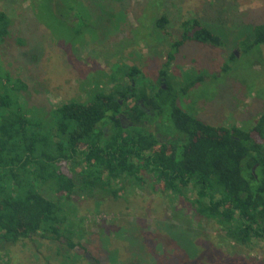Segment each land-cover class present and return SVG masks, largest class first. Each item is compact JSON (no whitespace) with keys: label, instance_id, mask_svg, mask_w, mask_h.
I'll list each match as a JSON object with an SVG mask.
<instances>
[{"label":"rangeland","instance_id":"374dc122","mask_svg":"<svg viewBox=\"0 0 264 264\" xmlns=\"http://www.w3.org/2000/svg\"><path fill=\"white\" fill-rule=\"evenodd\" d=\"M0 11L12 22L0 43V75L29 86L24 103L30 111L85 102L96 83L99 90L114 91L122 81L110 77L134 66L141 72L136 79L153 95L169 43L191 19L214 22L225 46L187 41L181 47L166 77L178 105L213 126L249 127L264 110V44L244 54L237 45L243 28H235L264 24V0H0ZM162 15L169 19V36L154 27ZM231 53L236 60L230 63ZM197 76L202 81L185 94ZM145 126L171 130L166 115ZM144 180L141 187L126 182L116 201L70 199L73 251L33 236L0 243V264H91L85 253L97 264H264V242L229 240L216 221L194 220L189 201L151 189L149 175Z\"/></svg>","mask_w":264,"mask_h":264},{"label":"trees","instance_id":"16d2710c","mask_svg":"<svg viewBox=\"0 0 264 264\" xmlns=\"http://www.w3.org/2000/svg\"><path fill=\"white\" fill-rule=\"evenodd\" d=\"M168 21L162 15L154 24L164 36L170 35ZM202 22L181 23V37L169 43L153 95L136 79L141 72L134 66L118 71L117 78L110 75V81H122L114 91L99 90L96 83L87 101L40 113L25 106L27 84L0 75L2 245L38 236L73 251L75 224L68 201L75 196L116 201L126 182L141 187L144 174L153 178L151 189L157 186L174 200L189 201L194 220L216 221L229 240L264 242V110L249 127L209 125L182 109L166 85L168 65L187 41L225 46L224 33L213 31L216 24ZM11 23L0 11V43L9 37ZM235 28H243L237 45L244 54L264 44V24ZM235 56L231 53L228 61ZM202 79H193L184 93ZM165 115L171 130L152 132L145 126Z\"/></svg>","mask_w":264,"mask_h":264},{"label":"water","instance_id":"95a60500","mask_svg":"<svg viewBox=\"0 0 264 264\" xmlns=\"http://www.w3.org/2000/svg\"><path fill=\"white\" fill-rule=\"evenodd\" d=\"M85 258L89 260V262H93V259L90 258V255L88 253H85Z\"/></svg>","mask_w":264,"mask_h":264},{"label":"flooded vegetation","instance_id":"af4514ba","mask_svg":"<svg viewBox=\"0 0 264 264\" xmlns=\"http://www.w3.org/2000/svg\"><path fill=\"white\" fill-rule=\"evenodd\" d=\"M91 264H95V261L91 262Z\"/></svg>","mask_w":264,"mask_h":264}]
</instances>
